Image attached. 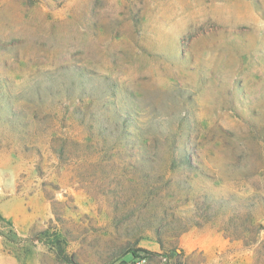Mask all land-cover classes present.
Masks as SVG:
<instances>
[{"label":"rangeland","instance_id":"374dc122","mask_svg":"<svg viewBox=\"0 0 264 264\" xmlns=\"http://www.w3.org/2000/svg\"><path fill=\"white\" fill-rule=\"evenodd\" d=\"M0 264H264V0H0Z\"/></svg>","mask_w":264,"mask_h":264},{"label":"trees","instance_id":"16d2710c","mask_svg":"<svg viewBox=\"0 0 264 264\" xmlns=\"http://www.w3.org/2000/svg\"><path fill=\"white\" fill-rule=\"evenodd\" d=\"M141 250H143V249H141ZM138 251H140V249L133 248L131 250H126V251L123 252L122 256L123 257L130 256L132 258H138ZM143 251H145V250H143Z\"/></svg>","mask_w":264,"mask_h":264}]
</instances>
